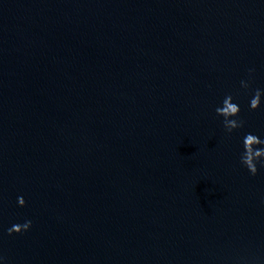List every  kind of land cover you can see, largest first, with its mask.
Returning <instances> with one entry per match:
<instances>
[{"label": "water", "instance_id": "95a60500", "mask_svg": "<svg viewBox=\"0 0 264 264\" xmlns=\"http://www.w3.org/2000/svg\"><path fill=\"white\" fill-rule=\"evenodd\" d=\"M256 88L264 0H0L6 264H264V168L239 163Z\"/></svg>", "mask_w": 264, "mask_h": 264}, {"label": "clouds", "instance_id": "9594fccd", "mask_svg": "<svg viewBox=\"0 0 264 264\" xmlns=\"http://www.w3.org/2000/svg\"><path fill=\"white\" fill-rule=\"evenodd\" d=\"M255 69H248V78L240 81V87L247 90L253 78ZM264 105V88H256L252 91L248 107L251 111H256ZM240 106L236 102L232 94H226L221 103L215 108V113L222 118L224 130L231 134L245 126L244 120L240 118ZM242 151L239 154V163L244 167L251 176H256L260 168H264V138L252 132H246L241 137ZM19 206H24L25 200L23 197L17 198ZM32 226L30 220L23 224H13L7 229L8 235L20 234L27 232ZM0 264H6V259L0 255Z\"/></svg>", "mask_w": 264, "mask_h": 264}]
</instances>
